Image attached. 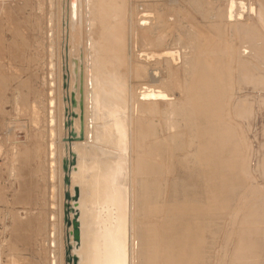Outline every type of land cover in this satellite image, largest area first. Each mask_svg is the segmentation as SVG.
<instances>
[{
    "label": "bare ground",
    "instance_id": "6f19581e",
    "mask_svg": "<svg viewBox=\"0 0 264 264\" xmlns=\"http://www.w3.org/2000/svg\"><path fill=\"white\" fill-rule=\"evenodd\" d=\"M55 1L58 2L48 0L46 5L51 8L46 21L51 53V61L47 63L50 71L46 117L50 138L47 145L52 219L50 264H62V259L66 264L139 263V241L135 240L140 229L135 210L134 149L135 134L140 131H136L135 123L140 127L139 115L155 106L160 109L164 106L169 115L178 117L174 123H180L161 134L155 120L148 122L152 136V144L148 145L155 151L154 169L158 175L157 220L151 240L155 264H217L219 258L226 264H264L260 199L255 193L253 170L247 162L249 152H244L242 126L232 113V108L237 109L242 102L238 93L246 81L243 72L252 68L254 71L248 73H254L261 81L260 87L252 82L254 90L263 91L264 70L253 68L245 58L237 62L222 57L192 62L179 70L161 57V65L145 66L149 92L137 99L132 75L134 66L140 65L139 57L146 51L169 54L162 52L166 46L162 31L136 23L134 0H67L68 12L64 9L67 22L63 28L60 24L64 41L62 74L58 68L61 77L55 80L58 63L52 57L60 46L54 40V37L58 40L59 31L53 11L57 10ZM227 1L243 6L235 2L238 0ZM251 1L244 6L245 19L264 25L263 9L255 6L258 0ZM84 32L83 46L80 39ZM259 56L257 62L264 65V47ZM62 126H65L64 142L58 138ZM177 149L188 151L178 154ZM193 156H198L196 168L180 172L178 165ZM176 170L178 174L172 176ZM194 173L195 179L191 178ZM62 181L63 189L59 187ZM60 201L64 208L58 215ZM76 220L79 239L74 231ZM62 222L64 244L57 239L58 225L62 226Z\"/></svg>",
    "mask_w": 264,
    "mask_h": 264
},
{
    "label": "rangeland",
    "instance_id": "374dc122",
    "mask_svg": "<svg viewBox=\"0 0 264 264\" xmlns=\"http://www.w3.org/2000/svg\"><path fill=\"white\" fill-rule=\"evenodd\" d=\"M26 1L0 0V36L2 37H0V66L2 65V68L0 67V264H50L51 235L49 230L52 219H50L49 157L47 156V145L50 138L46 117L48 72L50 71L47 63L51 61V56L49 57L51 53L48 50L46 21L47 13L51 8L46 6L48 0ZM57 1H55L57 10L53 7V11L57 17L55 22L57 21L59 31L58 40L57 37H54V40L60 46L56 45V50L57 48L59 50L56 51L55 57H52V60L58 63L56 72H54L56 73L54 78L58 79L55 80H59L62 74L61 55L64 44L62 28L65 27L68 16V8L65 5L68 4L67 0ZM134 1L133 14H135L136 23L138 25L143 23L140 26H149L150 29L161 30L166 45L165 51L162 52H169V54L159 55L161 51H152L154 54L146 51L139 57L140 65L134 66L132 75L133 92L137 99L149 92L145 66L150 63L152 64L147 68L158 66L157 64L161 65L163 57H166L165 59L179 70L181 67L189 66L192 62L212 57H222L237 62L245 58L252 67L258 66L264 70L262 62H257L260 57L259 52L264 47V25H261L260 21L245 19L247 9L244 6L252 2L251 0H234L236 3H243V6H237L227 0ZM254 3L264 12V0ZM14 5L16 7L19 5V7L15 9ZM13 20L16 22L14 23ZM84 33H81V44L85 43L86 33ZM253 71L252 68H248L243 72L242 76L246 78V81L244 79L243 90L238 93L242 102L239 103L237 109L232 108V113L242 126L243 139L246 143L244 152H249L250 157L247 156V158L250 161L247 159V162L253 170L252 180L256 186L255 193L260 199L259 206L263 218L261 225L264 226V90L259 88L254 90L252 82H257L260 87L261 81L254 76V73H248ZM155 107L145 109L142 115H139L140 127L135 123L136 131H140L135 134L134 149L137 162L135 210L136 223L140 229V231L137 230L135 236L140 248L138 264H155V251L152 252L153 241L151 240L154 238V224L157 220L155 187L158 175L154 169L156 154L148 145V143L152 144L148 122L155 120L154 123L161 134L167 132L170 129L169 126L178 127L176 123H179L177 121L174 123V120H179L178 117L169 115L164 106L163 108L161 106V109L160 106ZM162 121H165L164 124ZM62 128L63 134L59 133L58 138L64 142L66 140L64 138L65 126ZM161 128H163L162 132ZM62 141L59 143L63 144ZM186 150L177 149L176 153L185 154L184 152L188 151ZM197 157L186 159V162L189 161L187 162L189 167H186L188 166L186 162L181 165L178 163L180 172L192 171V168H196ZM179 170L174 171L172 176L177 175ZM196 175L197 173H194L191 178L195 179ZM62 183L63 185L59 183L61 184L59 187L63 189L64 181ZM58 194L62 199L61 192ZM63 200L65 202V196ZM63 208L62 202L60 210L57 208L56 213L61 214ZM59 225L57 239L63 240L61 243L64 244L66 243L63 238L65 237L64 223L62 222V230ZM61 246L59 250L63 251ZM215 250L216 244H213V251ZM62 264H66V260L62 259ZM217 264H226V262L219 258Z\"/></svg>",
    "mask_w": 264,
    "mask_h": 264
},
{
    "label": "water",
    "instance_id": "95a60500",
    "mask_svg": "<svg viewBox=\"0 0 264 264\" xmlns=\"http://www.w3.org/2000/svg\"><path fill=\"white\" fill-rule=\"evenodd\" d=\"M66 169H68V167H66ZM65 181H66V183L69 182V177L68 176H66ZM66 196L69 197V194L67 192H66ZM68 209H69V206L67 205L66 206V212H67ZM66 221H67V223H69L68 212L66 213ZM74 231H75V237H76V239H79L80 230L78 228V222H77V220L74 221ZM67 250H68V255H69V248ZM68 261H69V259H68ZM68 264H70V263H68Z\"/></svg>",
    "mask_w": 264,
    "mask_h": 264
}]
</instances>
